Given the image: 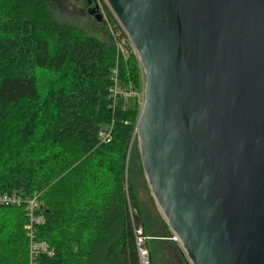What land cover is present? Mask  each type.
Listing matches in <instances>:
<instances>
[{
  "label": "trees",
  "instance_id": "trees-1",
  "mask_svg": "<svg viewBox=\"0 0 264 264\" xmlns=\"http://www.w3.org/2000/svg\"><path fill=\"white\" fill-rule=\"evenodd\" d=\"M104 7L101 39L56 19L48 0H0V194H38L37 239L54 249L39 264H138V228L149 264H190L143 178L138 103L110 106L113 69L121 87L144 78ZM26 220L22 207L0 206V264H28Z\"/></svg>",
  "mask_w": 264,
  "mask_h": 264
},
{
  "label": "water",
  "instance_id": "water-1",
  "mask_svg": "<svg viewBox=\"0 0 264 264\" xmlns=\"http://www.w3.org/2000/svg\"><path fill=\"white\" fill-rule=\"evenodd\" d=\"M105 2L143 71V175L189 263L264 264V0Z\"/></svg>",
  "mask_w": 264,
  "mask_h": 264
},
{
  "label": "built area",
  "instance_id": "built-area-1",
  "mask_svg": "<svg viewBox=\"0 0 264 264\" xmlns=\"http://www.w3.org/2000/svg\"><path fill=\"white\" fill-rule=\"evenodd\" d=\"M144 78V77H143ZM112 86L108 89L111 107H114L118 98L133 99L141 108L144 101V79L139 89L121 87L117 79L116 69L112 70ZM112 123L104 124L99 127L97 137L100 142L107 143L111 139ZM0 206H18L22 207L27 218L23 225L27 237V258L28 264H39V258L42 256L51 257L54 249L44 240H38L36 227L44 222L43 215L37 210L41 207L38 200V194L33 193L29 197H24L17 192L0 194ZM136 245L138 251V264H149L147 250L142 246L143 236L141 229H135Z\"/></svg>",
  "mask_w": 264,
  "mask_h": 264
},
{
  "label": "rangeland",
  "instance_id": "rangeland-1",
  "mask_svg": "<svg viewBox=\"0 0 264 264\" xmlns=\"http://www.w3.org/2000/svg\"><path fill=\"white\" fill-rule=\"evenodd\" d=\"M95 2L98 4L100 13L103 15L104 18L105 17L104 3L106 4L105 0H95ZM48 6L53 16L59 21L75 24L78 27L83 28L88 34L95 36L97 38H101V39L105 38L104 27L99 24L100 22H97L94 18L91 17V15L87 12V9H85V6L81 2H77L75 0H48ZM119 103H121L122 107L124 108L131 103V100L118 98L115 105H118ZM143 178L145 179L144 175ZM138 188H139L140 197L149 204L148 190L144 187L141 178L138 180ZM173 239L178 241V239L175 236H173ZM171 254L173 255V253ZM166 260L168 261V259Z\"/></svg>",
  "mask_w": 264,
  "mask_h": 264
},
{
  "label": "flooded vegetation",
  "instance_id": "flooded-vegetation-1",
  "mask_svg": "<svg viewBox=\"0 0 264 264\" xmlns=\"http://www.w3.org/2000/svg\"><path fill=\"white\" fill-rule=\"evenodd\" d=\"M77 2H81L84 6H85V9H87V12L89 13V10L95 6V5H98L95 0H75ZM99 7V6H98ZM90 14V13H89ZM91 17L93 18V15L90 14Z\"/></svg>",
  "mask_w": 264,
  "mask_h": 264
}]
</instances>
